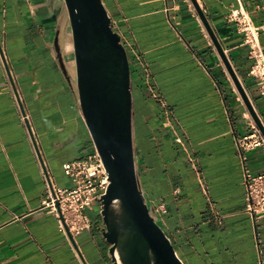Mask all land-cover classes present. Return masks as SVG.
Masks as SVG:
<instances>
[{
  "label": "crops",
  "instance_id": "1",
  "mask_svg": "<svg viewBox=\"0 0 264 264\" xmlns=\"http://www.w3.org/2000/svg\"><path fill=\"white\" fill-rule=\"evenodd\" d=\"M103 2L122 41L142 57L143 64L131 66L138 171L148 200L164 209L162 225L179 258L185 264H261L264 217L247 211L237 143L257 124L192 1ZM197 2L264 123L246 33L241 19L231 18L234 10L245 14L264 51V0ZM58 33L67 74L54 46ZM0 43L9 65L0 60V264H113L100 201L87 210L91 230L74 242L44 206L47 179L10 79L53 184L71 189L64 165L96 161L97 152L78 102L62 0H0ZM147 77L158 98L147 89ZM243 154L253 174L264 172L262 148Z\"/></svg>",
  "mask_w": 264,
  "mask_h": 264
},
{
  "label": "water",
  "instance_id": "2",
  "mask_svg": "<svg viewBox=\"0 0 264 264\" xmlns=\"http://www.w3.org/2000/svg\"><path fill=\"white\" fill-rule=\"evenodd\" d=\"M245 105L264 125L197 0H191ZM69 24L78 102L109 185L100 197L113 264H185L142 189L134 137L131 62L103 0H62ZM67 74L60 33L54 42ZM39 152V148H37ZM42 161V159H41ZM47 171V170H46Z\"/></svg>",
  "mask_w": 264,
  "mask_h": 264
},
{
  "label": "built area",
  "instance_id": "3",
  "mask_svg": "<svg viewBox=\"0 0 264 264\" xmlns=\"http://www.w3.org/2000/svg\"><path fill=\"white\" fill-rule=\"evenodd\" d=\"M231 18L238 22L239 18L241 19L240 23L246 33V42L250 47L251 56L254 59L251 76L259 82L260 94L264 99V51L257 43L254 36L255 33L251 28L247 16L234 10L231 12ZM123 44L128 51L131 66L132 62L143 64L140 53L130 44L124 42ZM0 60L5 68H8V58L1 43ZM9 74L12 76L10 70ZM10 79L15 86L13 87V92L16 104L19 110H21V121L31 135L37 150V138L33 130L31 116L24 108L22 96L16 88L13 77H10ZM146 86L150 94L158 98L157 91L150 77H147ZM237 143L244 165L243 184L246 191L247 211L254 218H262L264 217V172L253 174L246 165V157L243 152L258 148L264 150V135L258 125H255L252 126L249 133L237 139ZM38 155L42 159L41 163L48 184L49 197L43 202L44 206L48 208L49 213L54 214L58 218L61 231L67 235L71 242H74L75 238L84 231L91 230L93 222L87 210L90 209L96 201H100V197L106 192L109 185L108 175L104 165L98 155L96 161L90 157L89 159H80L65 164L64 171L72 183V188L64 189L56 187L53 184L48 171H46L47 168L40 150ZM153 210L156 217H161V214L164 212L162 205L154 204ZM261 264H264V260H262Z\"/></svg>",
  "mask_w": 264,
  "mask_h": 264
},
{
  "label": "rangeland",
  "instance_id": "4",
  "mask_svg": "<svg viewBox=\"0 0 264 264\" xmlns=\"http://www.w3.org/2000/svg\"><path fill=\"white\" fill-rule=\"evenodd\" d=\"M132 92H133V97H134L135 110H137V107H138V96H137L136 90L134 89V86H132ZM137 112H138V110H137ZM137 112H136V115H135L136 116L135 121L138 123L139 115H138Z\"/></svg>",
  "mask_w": 264,
  "mask_h": 264
}]
</instances>
